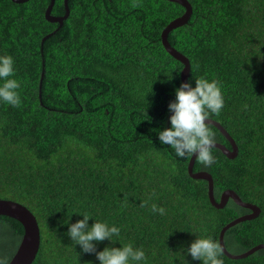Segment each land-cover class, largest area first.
I'll list each match as a JSON object with an SVG mask.
<instances>
[{"label": "trees", "instance_id": "16d2710c", "mask_svg": "<svg viewBox=\"0 0 264 264\" xmlns=\"http://www.w3.org/2000/svg\"><path fill=\"white\" fill-rule=\"evenodd\" d=\"M187 1L190 18L168 42L189 61L187 81L220 84L224 107L211 120L237 147L233 159L214 148L216 164L195 159L192 170L212 176L216 201L232 190L260 209L224 233L225 248L243 254L264 244V0ZM49 3L0 0V55L14 60L21 98L18 107L0 102V199L23 205L37 221L32 264H98L63 224L83 212L121 229L119 242H99L97 251L132 243L145 251L144 264H201L185 253L189 244L204 236L218 242L222 227L250 211L232 200L213 207L208 183L191 178L189 160L160 145L153 131L169 126L167 105L183 69L160 35L185 9L167 0H68L59 27L45 19ZM64 14L63 0H54L51 15ZM211 128L216 143L230 148ZM22 235L19 222L0 216L7 264ZM222 260L264 264V249L239 260L223 253Z\"/></svg>", "mask_w": 264, "mask_h": 264}, {"label": "clouds", "instance_id": "9594fccd", "mask_svg": "<svg viewBox=\"0 0 264 264\" xmlns=\"http://www.w3.org/2000/svg\"><path fill=\"white\" fill-rule=\"evenodd\" d=\"M179 72L177 73V75ZM15 75L14 60L10 55H0V102L18 107L21 98L17 89L20 83ZM173 79L172 75L167 78ZM194 81V86H193ZM174 100L167 105L170 115L168 127L155 129L160 145L174 150L175 156L184 160L195 157L205 167L216 164L213 149L216 146L215 135L211 128V117L219 116L224 107V97L220 84L204 77L182 81L174 88ZM152 211L165 214V209L152 206ZM82 219L67 224V235L82 253H94L98 264H144L147 257L143 248L134 247L132 243L120 244V247L105 246L96 250V244L107 240L109 244L119 242L120 227L105 220L94 219L90 212L77 214ZM93 222L89 225V219ZM193 261L201 264H223L222 248L211 237L195 238L185 250ZM0 264L7 261L0 259ZM86 264H92L91 261ZM185 264H188L185 261Z\"/></svg>", "mask_w": 264, "mask_h": 264}, {"label": "water", "instance_id": "95a60500", "mask_svg": "<svg viewBox=\"0 0 264 264\" xmlns=\"http://www.w3.org/2000/svg\"><path fill=\"white\" fill-rule=\"evenodd\" d=\"M13 2L16 3H24L28 0H12ZM170 2L177 3L181 5L184 9L185 12L182 16L172 20L161 32V43L165 51L173 57L175 60L179 61L183 65V69L181 70L180 73V81H187L189 72H190V64L188 59L182 55L180 52H178L175 48H173L170 43L168 42V34L176 29L179 26H182L187 22V20L190 18V15L192 13L191 6L188 3L187 0H167ZM68 0H63L64 3V8H65V14L60 17L52 16L51 11L53 8L54 0H50L49 5L47 6L44 16L47 21L50 23H57L59 27L62 26L63 21L67 18L69 14L68 6H67ZM50 34L45 36L42 39V42L49 37ZM44 72L42 71L41 77H40V82H39V97H40V90H41V80L43 78ZM211 125H213L217 130L221 133V135L226 139L228 142L230 148L224 146L223 144L216 143L215 148L220 150L224 156L228 159H233L237 155V147L234 142V140L228 135V133L224 130V128L211 120ZM195 157L193 156L192 159L189 160L188 166H187V171L188 174L191 178L197 179V180H204L208 183V199L210 204L215 207L216 209H221L223 208L228 200H232L236 205L240 206L241 208H244L246 210H249L250 212L248 214H245L243 216H240L228 224H226L224 227L219 232L218 236V243L222 248L223 253L225 256L229 259L232 260H239L243 259L247 256H250L257 252L258 250L264 249V244H259L253 248H251L249 251L243 253V254H232L230 253L224 246V233L226 232L227 229L245 222L252 220L256 218L259 213L260 209L252 205L250 203H245L242 202V200L238 197V195L232 191V190H225L222 192L220 195L219 201H216L213 195V180L212 176L205 172V171H200V172H193V164H194ZM0 216H5L11 219L16 220L19 222L23 228V235L21 237V241L16 248V251L8 264H32L34 261L38 249H39V244H40V232H39V227L37 224V221L33 214L23 205L13 202L10 200H3L0 199Z\"/></svg>", "mask_w": 264, "mask_h": 264}]
</instances>
